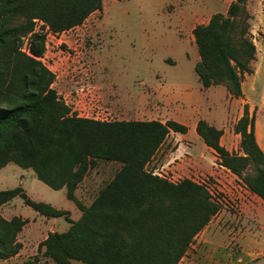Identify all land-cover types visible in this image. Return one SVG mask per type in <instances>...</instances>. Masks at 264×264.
Masks as SVG:
<instances>
[{
	"label": "trees",
	"instance_id": "obj_1",
	"mask_svg": "<svg viewBox=\"0 0 264 264\" xmlns=\"http://www.w3.org/2000/svg\"><path fill=\"white\" fill-rule=\"evenodd\" d=\"M247 0H234L227 13H214L193 29L200 56L195 66L204 88L223 85L243 98L244 74H251L256 46L248 36ZM104 0H0V170L9 163L31 169L54 190L67 189L82 216L32 200L22 186L0 191V207L16 196L46 217H65V232H49L39 254L19 264H179L220 208L207 187L192 179L172 182L147 170L168 135L185 134L176 120L102 121L72 111L53 87L55 73L40 59L46 34L61 33L103 9ZM29 36L28 50L22 51ZM239 151L222 143L223 129L200 119L197 134L218 164L240 178L264 200V151L255 132V112L244 104L234 125ZM100 160L121 164L90 206L76 196L78 185ZM29 219L5 218L0 212V259L8 261L23 248L18 235ZM40 254L46 259L41 262Z\"/></svg>",
	"mask_w": 264,
	"mask_h": 264
},
{
	"label": "rangeland",
	"instance_id": "obj_2",
	"mask_svg": "<svg viewBox=\"0 0 264 264\" xmlns=\"http://www.w3.org/2000/svg\"><path fill=\"white\" fill-rule=\"evenodd\" d=\"M232 1L104 0L101 11L61 33L50 32L44 22L37 21L36 31L46 34V51L40 59L55 73L53 87L59 96L81 117L102 121L141 118L142 104L135 103L134 96L127 93L143 83L145 88L163 93L164 102L170 103L182 120L202 119L211 111L214 119L229 129L243 101L229 100L224 86L223 91L202 98L204 87L195 70L200 56L191 27L214 13H227ZM246 9L250 16L248 36L256 54L250 63L253 73L243 77L245 99L258 108L256 116L264 123V0H247ZM28 43L29 36L24 37L22 51L27 52ZM191 93L201 98H186ZM187 139L191 143L171 134L147 165L148 171L163 178L205 183L220 204L218 213L195 236L179 264H264V209L256 216L242 213L241 200L251 199L250 190L218 164L215 152L206 147L195 130L187 134ZM180 142L190 147L185 148V155L166 156ZM120 167L118 162L100 160L89 171L82 190L98 191ZM17 186H22L32 200L77 212L65 187L54 190L31 169L11 162L0 170V191ZM0 212L6 218L23 216L30 221L19 236L24 245L22 253L9 261L0 259V264H19L34 257L39 254V243L50 232L46 230L54 227L56 232H65L71 225L63 216L47 220L21 196L0 207ZM40 258L42 263L46 261L42 254ZM72 263L88 264L75 259Z\"/></svg>",
	"mask_w": 264,
	"mask_h": 264
},
{
	"label": "crops",
	"instance_id": "obj_3",
	"mask_svg": "<svg viewBox=\"0 0 264 264\" xmlns=\"http://www.w3.org/2000/svg\"><path fill=\"white\" fill-rule=\"evenodd\" d=\"M212 15H210L209 18L206 19V21H203V22L198 21L197 23H195L191 27V31L193 32L194 27L196 25H198V24L208 23V21H209V19L211 18ZM192 39L195 41L194 37H192ZM191 42H193V41H191ZM141 85H143L141 88H134L132 93H127L128 95L132 94L134 96V99H135L134 102L135 103L137 102L138 104L139 103L142 104V108H141V112H140V114H143V115H141L142 117L141 118H138L137 117V118H134L132 120H159V121H162V122H165L167 120H176V121H178L180 123H183V124L187 125L188 126V132L185 133V134H183L181 136L180 134H182V133L173 132L172 131L168 135V137L171 134L174 135V136L175 135L176 136H180V138H182V140L185 138V140H183L182 142L189 143L190 140L187 139V134H189L192 131V129L196 131L197 123L201 119L200 116H198L194 120H190V119L189 120H182L179 117L178 112L170 105V103H168V102L165 103L164 102L163 97L165 95L163 93H160L159 90L158 91L157 90L155 91V89H153V88H145L143 83ZM224 87H223V85H214V86H211L209 88H204L202 90L203 92L200 91L201 94H202V98H205L206 97V94H207V96H211L217 90L223 91L224 90ZM204 90H206L205 91L206 93L204 92ZM243 93H244L243 98H239L240 100L243 101V105L242 106L240 105L239 114L235 118V120L232 122L231 128L226 129V128L222 127L214 119L215 118V116H214L215 113H212L211 111L205 117H203L202 119H205L211 125H214L217 128H219V129H223L224 134H223V136L221 138V143L229 151H238V147H239V144H240L241 136H240V134L235 133V131H234V125L237 122V120L243 115L244 104L245 103H248L251 113L253 114L255 112V117H256L255 118V132H256V137H257V141H258L260 147L264 151V123L263 122H260L259 119H258V116H256L257 111H258V108L255 107V105L249 99H245L244 83H243ZM199 97H200V95L198 93L197 94L191 93V94L186 95V98H191V99H199ZM227 97L229 98V100L230 99L237 100V99L231 97V95L229 93H227ZM206 98H208V97H206ZM135 103H133V104H135ZM145 114L147 115V117H143ZM127 121H129V120H127ZM199 138L202 140V138L200 136H199ZM182 142H180L178 144V146H177V148H176V150L174 152L171 150V152L168 153L166 156H169V157H172L173 158V157H180L181 156L180 154L185 155V153H184L185 148L186 149H190V147H188L187 145L186 146L185 145H181ZM163 144H162V146H163ZM206 147L209 148L207 145H206ZM188 155L190 156L189 159H191V155L190 154H188ZM155 156H154V158H155ZM215 156H216V154H215ZM86 179H87V176L78 185V187H77V189L75 191V194L78 197V199L85 206H90L92 204V202L94 201L95 197L97 196V194H98V192H99L100 189L98 191H95V190H94V192L92 191L93 194L91 193V191H83L81 187H82L83 184H85ZM251 194H252L251 199L247 198L245 200H241L240 210H241L242 213H245V214L246 213L247 214L252 213V214H255V216H256L257 213H259L262 209H264V200L262 198H260L259 196H257L256 194L252 193V192H251ZM81 216H82V212L79 209H77V212L75 214L71 213V219L74 220V221L78 220ZM12 217L13 216L10 215V218H7V219H11ZM46 218H47V220H49L48 218H50V217H46ZM29 223H30V221H29ZM29 223H27L26 225H28ZM26 225L23 227V229H25ZM23 229H22V231L18 235L19 241H21V239L19 238V236H21V234L23 232ZM43 231L44 230H42L40 233H42ZM48 231H50V232H56V230H55L54 227L49 228L48 230H46L47 233H48ZM23 248H24V245H23ZM23 248L21 249L20 253L17 256H15L14 258L18 257L22 253ZM14 258H12V259H14ZM12 259H10V260H12Z\"/></svg>",
	"mask_w": 264,
	"mask_h": 264
},
{
	"label": "built area",
	"instance_id": "obj_4",
	"mask_svg": "<svg viewBox=\"0 0 264 264\" xmlns=\"http://www.w3.org/2000/svg\"><path fill=\"white\" fill-rule=\"evenodd\" d=\"M85 117L90 118V117L87 116V115H85ZM92 119H96V118L93 117ZM96 120H98V119H96ZM164 178H167V177H164ZM167 179H169V180L172 181V182H179V181H176L175 179H170V178H167ZM198 183H201V182H198ZM201 184L205 185V186L207 187V189L210 191V193L212 194L210 188H209L205 183H201ZM212 196H213V195H212Z\"/></svg>",
	"mask_w": 264,
	"mask_h": 264
}]
</instances>
